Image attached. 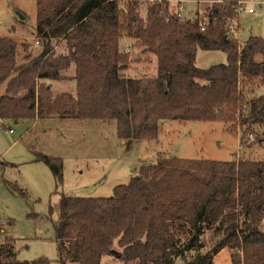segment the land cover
<instances>
[{"label":"trees","instance_id":"16d2710c","mask_svg":"<svg viewBox=\"0 0 264 264\" xmlns=\"http://www.w3.org/2000/svg\"><path fill=\"white\" fill-rule=\"evenodd\" d=\"M190 15L169 13L167 2L35 0L40 52L0 36V120H113L121 140H157L166 119L219 120L238 131L242 146L264 140V38L238 43L226 36L227 20L237 18L233 0L205 8L204 31L197 25L203 16ZM60 40L66 52L56 53ZM126 40L154 56V75L126 73ZM197 49L223 51L227 62L199 68ZM71 64L74 94H54L47 81L63 79ZM37 160L61 181L60 159ZM211 226L219 242L187 258ZM53 230L58 264H101L104 256L122 264H212L222 248L231 252L230 264H264V161L160 156L108 197L61 194ZM13 243L0 237V264H43L17 261Z\"/></svg>","mask_w":264,"mask_h":264},{"label":"rangeland","instance_id":"374dc122","mask_svg":"<svg viewBox=\"0 0 264 264\" xmlns=\"http://www.w3.org/2000/svg\"><path fill=\"white\" fill-rule=\"evenodd\" d=\"M190 5L192 12L196 9L204 15L209 3L187 4ZM245 7L252 8L253 13L239 12L231 29L238 43L249 36L264 38V0H249ZM138 9L143 15L144 2L138 3ZM185 16L191 15L185 13ZM34 28L35 0H0V36L28 41L33 55H37L41 44L35 40ZM54 48L56 53L66 52L63 40ZM130 57L132 63L126 70L128 75L155 74L152 54L140 53L139 48L133 47ZM226 62L223 51H196L195 65L199 68ZM63 73V79L47 81L52 92L74 94L73 64ZM229 126V123L219 120L166 119L160 121L157 140H121L113 120H0V237L14 239L17 261L58 264L55 261L57 246L53 224L58 219L61 194L108 197L114 186L126 184L138 174L141 165L153 164L160 156L264 161V140L242 146L238 131L231 130ZM258 129L264 132V125ZM38 154L61 160L60 182L56 183L49 167L37 160ZM8 183L21 190L17 193L12 191ZM216 229V226L206 228L201 237L203 245L186 250L187 258L211 251L221 239ZM230 256L228 249H219L213 254L212 264H230ZM181 262V259L176 260V264ZM101 264L122 262L113 256H104Z\"/></svg>","mask_w":264,"mask_h":264},{"label":"built area","instance_id":"2783aa9c","mask_svg":"<svg viewBox=\"0 0 264 264\" xmlns=\"http://www.w3.org/2000/svg\"><path fill=\"white\" fill-rule=\"evenodd\" d=\"M146 3H153V2H167L169 5V13H175L177 16H185V13L191 14L194 13L192 12L191 9L187 6L188 3H199V2H206L209 3H219L222 0H144ZM249 2V0H233V11L239 14V12H246V13H252L253 9L250 7H245V5ZM196 11V9H195ZM191 12V13H190ZM199 16H203L199 13ZM142 18L144 20V16L142 15ZM228 24L231 25L229 27V30H226L225 34L227 37H232V25L236 22V19H229L227 20ZM197 25L201 31H204L206 28V18L203 16L197 21ZM233 37L234 34H233ZM37 42V40H36ZM121 50L125 53H128L131 51L132 43L129 41H123L120 45Z\"/></svg>","mask_w":264,"mask_h":264},{"label":"crops","instance_id":"0c3cea01","mask_svg":"<svg viewBox=\"0 0 264 264\" xmlns=\"http://www.w3.org/2000/svg\"><path fill=\"white\" fill-rule=\"evenodd\" d=\"M190 9H191V5L190 6H188ZM253 13V12H252ZM23 17V16H22ZM38 120V119H37ZM34 121H36V119L34 120Z\"/></svg>","mask_w":264,"mask_h":264}]
</instances>
